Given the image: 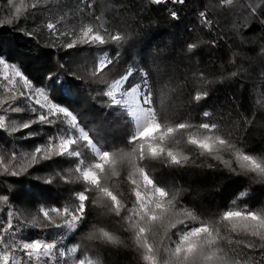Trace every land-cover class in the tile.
Listing matches in <instances>:
<instances>
[{"label": "trees", "instance_id": "trees-1", "mask_svg": "<svg viewBox=\"0 0 264 264\" xmlns=\"http://www.w3.org/2000/svg\"><path fill=\"white\" fill-rule=\"evenodd\" d=\"M170 8L177 12V19L169 16ZM50 23L54 32L48 29ZM85 27H91L105 43L78 39L77 33ZM114 35L121 40L113 41ZM189 43L196 48L188 51ZM102 56L111 63L98 70ZM0 57L30 80L32 92L39 84L46 85L48 99L71 111L77 117V128L89 134L93 145L111 153L105 165L108 178L101 183L122 205L121 215L116 216L109 209L110 197L90 190L85 202L87 220L69 230L65 218L70 217L63 209L75 207V193L87 183L76 168L97 160L64 114L50 116L56 121L54 127L34 123L22 128V123L35 116L30 107L48 110L24 93L9 95L0 84V116L5 125L0 129V196L9 194L8 200L0 198V264H12L16 252L24 257L23 244L35 240L54 245V264H77L84 258L93 264H149L124 219L136 206L137 188L129 164V157H136L128 143L135 126L107 95L109 86L129 70L133 75L123 90L129 91L146 78L162 127L178 122L192 125L173 134L178 141L172 145L174 154L178 158L186 155V164L169 167L159 159L142 162L158 185L180 193L175 209L167 211H193L197 220H186L189 226L201 221L214 224L223 238L217 254L227 264H264V241L239 227L236 218L221 221L225 211L264 209V182L254 174H234L214 158L215 153L201 155L204 150L187 143L190 133L203 139L205 132L197 127L200 123H215L217 134L249 154L264 156V0H185L171 6L151 0H0ZM49 73L52 78L45 80ZM197 95L202 97L199 101ZM16 107L24 110L14 112ZM204 111L210 116L203 117ZM12 115L18 117L10 120ZM61 130L79 138L70 147L81 156H53L33 165L30 154L35 147L58 137ZM222 158L231 159L238 168L234 156L225 152ZM139 190L144 192L143 187ZM53 207L60 215L50 213L46 218L40 211ZM233 223L237 224L235 231ZM101 229L120 242H105ZM153 231L156 234L148 242L159 247L157 264H170L167 249L175 247L179 233L169 227L165 235L158 225ZM248 242L256 247H247ZM69 247H75L74 254L61 258L60 250Z\"/></svg>", "mask_w": 264, "mask_h": 264}, {"label": "snow or ice", "instance_id": "snow-or-ice-1", "mask_svg": "<svg viewBox=\"0 0 264 264\" xmlns=\"http://www.w3.org/2000/svg\"><path fill=\"white\" fill-rule=\"evenodd\" d=\"M153 4L160 5L167 2V0H151ZM174 3L184 4L185 0H173ZM231 3V0H228ZM17 13L19 9L16 10ZM170 15L174 18H178L176 11H171ZM201 17H204V13H200ZM9 24L12 23L11 20L8 21ZM210 23V22H209ZM53 25L48 24L49 29H53ZM92 32V28L89 27L84 32L87 36ZM113 41L119 42L121 37L119 35H114L111 37ZM99 41L101 45L105 43L104 39L100 35H95L92 37V43ZM73 45L68 44L71 48ZM188 51H192L196 48L195 43H189L187 45ZM111 63V60L108 61ZM5 63V59L0 57V64ZM7 66V65H6ZM104 61H101L100 68H104ZM17 76H21V72H16ZM133 75L132 71L129 70L127 75L123 76L122 79L116 80L111 86L113 89L119 87L124 81H127ZM232 75H236L233 73ZM146 77V74H145ZM50 73L45 77V80L51 79ZM26 85L31 86L30 80L25 78ZM40 87L36 88V91L41 95L44 94L45 88L44 84H39ZM147 91H143V89ZM139 95L140 100L136 99V95ZM108 96H113V92L109 91ZM124 96L133 97L132 103L129 105V114L135 120V132H133L128 140V143L132 145L133 152L132 155L136 157L135 160L129 157V164L131 165L133 172L130 173L132 183L136 185L137 190L135 191L136 196V206L131 212V216L124 217L129 221V227L134 232L137 244L145 250L143 259L148 261L149 264H157L156 257L159 253V247L155 243H149V237L154 235L153 228L154 225H158L159 228H163L165 235H167L168 228H174L179 233V240L175 243L174 248H168V260L170 264H208L210 261H215V264H227L221 256L217 253L219 252L222 237H220L218 229L213 225L205 221H201L198 225L189 226L185 221L191 220L196 221L197 216L193 211L183 210L180 213L175 211L169 212L167 209H175L177 201V196L179 192H174L166 190L165 187L160 186L152 177L151 173L146 172L143 166V161L147 159H159L163 163L169 165V167L175 166L180 167L188 162V157L186 155H180L179 158L174 154L172 145L178 143L176 137L173 135L178 130H186L192 127L190 123L178 122L173 126H169L167 123L161 126L160 122H157L158 113L152 107V89L148 87L147 79H143L142 83H138L135 87L131 88V91H125ZM207 96V93H204ZM202 97L197 95L195 99L199 101ZM47 99V97H46ZM142 100V103L140 101ZM128 104V101H124ZM116 105L121 104V100H115ZM48 111L42 112L40 109L35 107H30V110L35 114L34 118L28 122L22 123V128H28L34 123H40L48 126H55L56 121L50 118L51 115L56 113L64 114L65 117H70V124L75 130L77 128L76 120L77 117L73 115L71 111H68L65 107H61L58 104L48 102ZM24 109L21 107H16L13 109L14 112H22ZM210 116L208 111L203 112V117L207 118ZM59 117H57V120ZM4 118L0 116V129L4 128ZM198 129L204 130L205 134L203 139H195L191 133L188 136L187 143L189 145L196 146L198 149L204 150L201 155H214V158L220 161L221 164L226 166L231 172L236 175L241 173L254 174L259 182H264V156H256L243 151L241 148L237 147L231 140L222 137L219 132L218 125L215 123L202 122L198 126ZM17 129H13L15 131ZM215 130V131H214ZM79 138L87 140L89 145H93L92 140H89V134L83 129L79 130ZM212 133V134H208ZM29 135H33L30 133ZM57 138L59 143L57 144ZM79 138H73V135H64L63 130L58 133L57 136L50 137L45 145L36 146L34 151L30 154V160L33 165L39 164L44 160L52 159L53 156H66V157H79L81 153L70 146L78 143ZM144 141H149L146 145ZM167 141V143H165ZM163 145V146H162ZM138 146V147H137ZM215 146V147H214ZM59 151H56V149ZM98 154L99 163L94 166H86L85 168L77 167L76 171L82 173L83 181L87 182L84 190L75 193L76 204L75 207L69 208L65 207L63 212L67 214L69 218H65V224L74 228L78 222L84 223L88 217V211L86 206V201H88L87 193L90 190H95L96 192L103 194L111 199V205L109 209L115 213L116 216L121 215V201L117 199L116 195H113L109 191L108 187L101 183V179L108 178V171L105 165L109 163V157L111 153L108 150L101 151L96 148ZM227 152L230 156L235 157V164L238 168H234L233 161L231 159L224 160L222 158L223 154ZM83 163V161H81ZM209 168L212 167L211 164L208 165ZM95 169V170H94ZM7 171V169H6ZM18 173L12 172L11 175L15 176ZM94 186V189L91 188ZM143 187L144 194L142 195L139 190ZM150 194V197H149ZM159 197L156 199L155 197ZM0 198L4 200L9 199V194H3ZM167 205V208L165 207ZM40 211L43 213L44 217H49L50 213H56L60 215V210L53 207L49 210L41 208ZM139 217L138 220L134 219ZM174 217L176 219L174 220ZM236 218L240 221L239 227L245 231H250L253 237H259L260 240L264 241V209L259 210H244V211H225L222 214L221 221L228 222ZM182 225L183 227H177ZM59 227V225H57ZM237 224L233 223L232 230L235 231ZM105 242L117 244L119 243V238L111 235L109 232L100 230ZM171 239V237H168ZM247 247L254 248L256 244L254 242H248ZM54 245L51 243H43L40 240H35L31 243H24L23 249L27 250V255L29 258L35 253L39 258L41 255L48 257L52 255V249ZM42 249V251H41ZM7 261V256L4 257ZM47 264V261L44 262ZM80 264H84L80 261Z\"/></svg>", "mask_w": 264, "mask_h": 264}, {"label": "rangeland", "instance_id": "rangeland-1", "mask_svg": "<svg viewBox=\"0 0 264 264\" xmlns=\"http://www.w3.org/2000/svg\"><path fill=\"white\" fill-rule=\"evenodd\" d=\"M87 28H89V27H85L80 32H78L76 37L80 40L92 41V37L95 36L96 34H93L91 32L87 36H85L84 32L87 30ZM50 30H51V32H54V30H52V29H50ZM97 42H99V41H97ZM101 61H104V64L106 65L108 62V57L102 56L99 59L98 70L103 69V68H100ZM17 71H20V70L16 65H12V64H9L7 62L0 64V84L3 88V90L11 96L15 95V94L20 95V94L24 93L27 96V98L30 99L34 104H37V105L48 110V107H47L48 102H51L48 99V89L47 88L45 89L43 95H41L37 91L32 92L31 87L29 85L25 84V82H24L25 78L22 76V74H21V76L16 75ZM114 83H112L107 90V93L109 91H112L113 96H111V97L108 96V97L113 102V105H116L115 100H117V99L121 100V104L116 105V106L121 107L123 110H125L127 112L128 116L133 121L134 126H135V120L129 114V105L132 103L133 97L123 95V93L125 92L123 90V85H124L125 81L119 87H117L115 89H113L111 87ZM129 91H131V89ZM143 91H145V89H143ZM46 97H47V99H46ZM136 99L140 100V97L138 94L136 95ZM125 100L128 101V104L124 103ZM140 103H142V100L140 101ZM17 117H18L17 115H12V116H10V120H14ZM67 118H68V122H70L71 118L70 117H67ZM70 126H71V124H70ZM79 130H80V128H77L78 135H80ZM135 130H136V128H135ZM135 130H134V132H135ZM85 141L87 142L88 147L90 148V150L92 151L93 155L95 156V158L97 160L94 163H92V165H91V166H94L96 163L100 162L99 158H98V154L96 152L97 147L96 146L93 147L92 145H89L87 140H85ZM141 193H142V195L144 194V192H142V191H141ZM149 197H150V194H149ZM155 198L159 199L158 195ZM242 211H244V210H242ZM73 229L74 228H69V230H73ZM43 243H47V242L42 241V244ZM22 248H23V246H22ZM41 251H42V249H41ZM74 252H75V247H69L65 252L63 250H60L61 258L64 259L67 257H71L74 254ZM52 253L53 254L48 256V257H44L41 255L39 258L34 253L33 256L31 258H29L27 255V250H24V257L22 255H20L19 252H16L12 255V264H44L45 261H47V264H54L55 260H56L54 248L52 249ZM80 261H83L84 264H93L92 261H90L88 258L81 259ZM80 261H78L77 264H80ZM3 264H5V262Z\"/></svg>", "mask_w": 264, "mask_h": 264}, {"label": "built area", "instance_id": "built-area-1", "mask_svg": "<svg viewBox=\"0 0 264 264\" xmlns=\"http://www.w3.org/2000/svg\"><path fill=\"white\" fill-rule=\"evenodd\" d=\"M175 3L173 2V0H167V2L166 3H164V4H161V5H174ZM171 11H175L174 9H169V12H168V14H169V16L171 17V18H173L171 15H170V12ZM200 17H201V15H200ZM174 19V18H173ZM201 20H202V22H206L207 20H206V16L204 15V17H201Z\"/></svg>", "mask_w": 264, "mask_h": 264}]
</instances>
